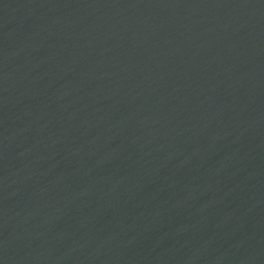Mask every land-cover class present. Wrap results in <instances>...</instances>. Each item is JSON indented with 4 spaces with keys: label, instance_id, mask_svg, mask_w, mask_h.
I'll return each mask as SVG.
<instances>
[{
    "label": "water",
    "instance_id": "95a60500",
    "mask_svg": "<svg viewBox=\"0 0 264 264\" xmlns=\"http://www.w3.org/2000/svg\"><path fill=\"white\" fill-rule=\"evenodd\" d=\"M0 264H264V0H0Z\"/></svg>",
    "mask_w": 264,
    "mask_h": 264
}]
</instances>
